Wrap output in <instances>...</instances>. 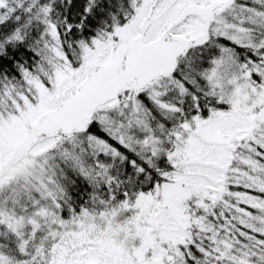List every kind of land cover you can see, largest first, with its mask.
I'll return each instance as SVG.
<instances>
[{"label":"snow or ice","instance_id":"snow-or-ice-1","mask_svg":"<svg viewBox=\"0 0 264 264\" xmlns=\"http://www.w3.org/2000/svg\"><path fill=\"white\" fill-rule=\"evenodd\" d=\"M0 264H264V0H0Z\"/></svg>","mask_w":264,"mask_h":264}]
</instances>
